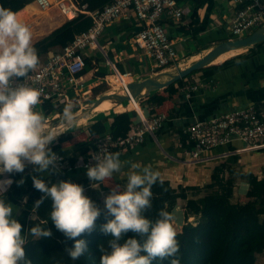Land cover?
<instances>
[{
	"label": "trees",
	"instance_id": "obj_1",
	"mask_svg": "<svg viewBox=\"0 0 264 264\" xmlns=\"http://www.w3.org/2000/svg\"><path fill=\"white\" fill-rule=\"evenodd\" d=\"M34 1L0 0V6L17 13L34 3ZM113 1L74 0L79 7L86 6V10L89 12L100 11ZM177 1L179 2L180 0ZM92 24L93 20L91 17L80 14L34 43L33 47H35L39 56L38 65L43 64L52 54L61 51L74 40L75 36L88 31ZM231 38L229 37L225 41ZM263 45L264 42L256 44L253 48H249L248 51L254 52ZM100 57L102 56L100 55ZM240 57L236 56L224 64H230ZM42 59L44 60L41 62ZM93 61L92 57L85 56V68L81 75L93 70ZM97 62L105 63V58L97 59ZM218 68L219 66L212 65L194 71L186 78H191L198 73L211 77L214 70ZM163 69L166 68L158 69L157 72ZM137 72H141V70ZM107 75V67L98 68L96 72L97 78H104ZM115 80H117V77L114 76L111 79L112 83ZM183 80L165 88L168 96H175L179 92V88L176 85L182 83ZM92 90L97 93L96 88H92ZM69 94L71 99L76 98L73 92ZM181 98L185 99L182 94ZM166 100L167 97L165 96H154L152 104L162 106ZM65 104L66 102H62L59 105L50 102L45 103L42 106V114L48 118L52 113L56 115L55 113L58 111L54 108ZM111 115L114 116L111 126L107 124L108 119H104L90 125L86 129L88 136L86 141L73 143L71 142L73 135L65 133L60 135L56 144L50 145L51 150L57 156L67 161L73 169H76L80 160L88 161L91 153L96 149L97 142L107 133H111L116 139L125 138L130 132L132 125L131 113H115L112 111ZM187 140L188 136H184V142ZM69 142L70 144H66ZM188 144V149L191 151L193 144ZM118 150H115V153ZM253 154L257 155V158L254 160L250 158L243 159L240 155L236 156V158L232 157L231 159L224 160L214 167L209 183L202 187L183 188L182 185L174 187L169 181L162 180V184L159 180L157 181L152 187V207L145 213V216L155 221L159 218L158 214L161 210H166L170 213L177 206L178 202L182 200L185 202L186 223L182 228V232L177 234L179 252L176 256L165 259L157 258L152 264H173L174 260L178 261V264L257 263L258 256L264 252V149L253 152ZM81 169L87 170L85 168ZM34 170V166L26 164L23 173H7L13 183L7 191L0 193V199H4L5 202L13 206L14 218L23 226L22 234L26 235L27 240L25 246L27 260L30 261V264H100L101 256L105 252L111 251L109 241L112 239L110 234L106 235L101 231V227L108 220L113 219V217L107 215L105 206H102L99 201L95 202L101 210V215L96 221L95 229L91 233H84L76 238V240L83 239L86 241L87 251L78 260H72L68 255L67 249L73 248L76 241L66 238L63 233L55 228L50 219L52 200L50 198L44 199L39 208L35 207L36 202L41 200L44 194L34 188V176L32 175ZM68 171V169H62L51 174L48 173L45 177H35L52 186L61 182L63 180L62 175ZM237 176L249 184V193L246 197H240V202L235 196ZM2 178L3 176H0V180ZM21 180H24L23 184L19 183ZM72 183L79 184L84 189H89L93 182L89 178H85L80 181L74 180ZM190 192L196 195L203 193V195L198 198L189 199ZM24 199H26L25 202ZM249 200L253 202L252 204H247L250 206V212L243 214L244 205L246 206ZM33 216H35V220H33ZM191 217L196 218V224L189 222ZM36 224L50 230L52 236L50 238L37 239L30 232L27 233ZM133 237H135V234L128 232L124 240ZM136 238L142 239L140 237ZM124 240H121L120 243L123 244Z\"/></svg>",
	"mask_w": 264,
	"mask_h": 264
},
{
	"label": "crops",
	"instance_id": "obj_2",
	"mask_svg": "<svg viewBox=\"0 0 264 264\" xmlns=\"http://www.w3.org/2000/svg\"><path fill=\"white\" fill-rule=\"evenodd\" d=\"M175 1L183 9V17L179 22L166 18L165 24L167 25L170 37L175 42L179 56L176 65L159 72L155 71L152 60L145 55L135 42V36L140 27L134 16L128 19L120 18L104 30L99 40L100 49L87 50L85 52L86 57L94 59L93 70L82 75V87H86L88 94H90V91L93 92L92 88H96L97 90L98 86L105 82V80L109 81L113 71L117 72L115 77L129 74L133 82L143 81L150 77L158 78L162 82L167 81L171 75L176 73L177 68L185 69L194 63L191 60H189L188 64L184 61L196 55H205L217 44L225 42V39L229 37L233 38L230 30L231 23L239 7L232 0ZM71 19L62 17L59 13H54L50 17H44L41 21L43 26H46L47 23V25H50L51 22H54L55 26L58 24L54 28L56 30ZM54 29L40 39L49 35ZM245 50L247 51L236 55L241 56L240 58H237L230 64L227 63L228 65L224 63L236 56L223 63L212 64L219 66V68L214 70L211 77L198 73L191 78H185L182 83L176 85L179 88V92L175 96H168L165 89H161L139 99L144 100L146 103L142 107L141 103L139 105L138 100L137 105L139 109L135 108L136 119L134 114L130 112L131 128L140 119L139 114L143 115L144 118H147L149 115L163 116L164 121L154 134H144L142 143L132 148L119 149L117 151L120 153V159L124 164L122 172L128 173L131 170V165L136 163L142 167L151 166L153 171H158L161 174L162 180L169 181L174 187H178L179 185H182L183 188L202 187L209 183L214 167L224 160L231 159L232 157L236 158V156L242 153L240 156L243 159H256L257 155H254L253 152H258L264 148L246 150L245 145H242L240 142H233L231 145L218 146L206 151L201 155L202 160L193 162L189 156V144L187 141L184 142V136H187L185 133L186 128L195 118L203 120L221 115L233 109L264 101V45L254 52L248 51L249 48ZM189 56L191 57L189 58ZM102 58H105V63L97 62V59ZM222 64L223 66H221ZM103 66L108 68V75L104 78H97L96 72L98 68ZM138 70H141V72H137ZM185 85H198L199 90L192 92L190 97L186 98L185 93L182 92V88ZM115 91L113 92L122 94L120 90H117L118 92ZM70 92L74 93L72 90ZM102 93L99 92V94L105 95ZM181 94L186 100L181 98ZM95 95L98 96L97 93ZM159 95L167 97L162 106L152 104L154 96ZM77 97L78 95L74 99H77ZM69 99L70 102L74 100L70 98V94ZM184 105L186 106L185 108ZM123 108L125 109V107ZM133 108L134 106L131 105L126 112L131 111ZM103 112H93L80 119L79 126L67 132L73 135L71 142L86 141L88 139L86 129L100 120L108 119L107 124L111 126L113 123V118L110 117L113 116L111 115L112 111L108 113ZM119 113H124V111L121 110ZM57 142L58 139L52 144H56ZM66 144H70V142ZM240 149H243V152H235ZM229 152L233 153L228 154ZM81 168L77 167L63 174L62 181L72 182L88 178L86 174L87 170ZM32 175L45 177L48 173H39L34 170ZM6 180H11L7 173L3 175L0 182ZM126 183V175L115 174L111 180L99 183L96 188L92 187L91 184L89 189H84V194L94 203L99 201L102 206H105V198L111 193L113 187L119 186L123 190ZM237 185L235 187L236 198L238 196L241 198L243 196L246 197L249 193V184L247 182L245 184L237 182ZM9 187L6 184L0 185V193L7 191ZM202 195L203 193L196 195L190 192L189 199L198 198ZM25 201L26 199H24ZM184 206L185 202L180 200L171 211V214L175 216L177 234L182 232V228L186 223ZM189 222L196 224V218L191 217ZM256 264H259L258 260Z\"/></svg>",
	"mask_w": 264,
	"mask_h": 264
},
{
	"label": "clouds",
	"instance_id": "obj_3",
	"mask_svg": "<svg viewBox=\"0 0 264 264\" xmlns=\"http://www.w3.org/2000/svg\"><path fill=\"white\" fill-rule=\"evenodd\" d=\"M38 64L39 56L32 45L31 30L18 19L17 13L0 6V176L23 173L26 164L34 166L39 173L58 171L56 162L59 157L50 145L60 135L79 126L74 102L65 104L59 124L52 127L49 118L36 111V106L42 102L41 91L16 83L19 78H27ZM94 159L96 164L88 167L86 173L94 182L92 187L111 180L115 174L127 176L124 189L113 187L104 201L107 215L113 219L102 225L101 231L110 234L112 239L109 241L111 251L101 256L100 264H152L157 258L176 256L179 242L175 216L166 210H161L155 221L145 216L152 207V187L158 180L163 183L161 174L153 171L151 166L142 167L136 163L125 174L120 153L107 149ZM12 183V180H6L0 185L10 186ZM19 183L23 184L24 180ZM33 184L44 194L35 207L39 208L44 199L52 200L50 219L66 238L76 241L67 252L72 260H78L87 251V243L76 238L95 229L101 210L84 194V188L79 184L61 181L49 186L35 176ZM22 228L14 218L13 206L0 199V264H30L26 258L27 240ZM29 232L37 239L52 236L50 230L39 224ZM128 232L134 233L135 237L124 240ZM121 240H124L123 244ZM173 264L178 261L174 260Z\"/></svg>",
	"mask_w": 264,
	"mask_h": 264
},
{
	"label": "built area",
	"instance_id": "obj_4",
	"mask_svg": "<svg viewBox=\"0 0 264 264\" xmlns=\"http://www.w3.org/2000/svg\"><path fill=\"white\" fill-rule=\"evenodd\" d=\"M232 2L239 9L231 23V40L247 37L264 27V0ZM34 4L40 11L58 9L67 19L84 14L93 20L88 31L75 36L61 51L38 65L27 78L16 81L17 84L23 83L41 91L42 102L36 106V111L41 114L45 103H69L70 90L79 95L83 84L81 74L85 68V52L100 49L99 40L104 30L120 18L134 16L140 27L135 42L152 60L155 70L173 67L179 59L175 42L165 24L166 18L179 22L183 17V9L175 0H114L96 12L87 11L86 6L79 7L74 0H35ZM198 90V85H185L182 88L186 98ZM139 116L140 119L134 123L125 138L115 139L111 133H107L97 142L88 161L80 160V166L76 167L88 169L95 165L94 156L100 155L104 149L115 153L117 149L132 148L142 143L144 134H154L164 121V117L159 115H149L147 118L140 114ZM185 133L188 136L187 142L193 144V149L189 151L190 160L193 162L202 160V153L218 146L231 145L233 142L245 145L246 150L264 148V101L203 120L195 118L187 126ZM235 152L241 153L243 149ZM230 153L233 152L228 154ZM58 157V170L73 169L67 161Z\"/></svg>",
	"mask_w": 264,
	"mask_h": 264
},
{
	"label": "water",
	"instance_id": "obj_5",
	"mask_svg": "<svg viewBox=\"0 0 264 264\" xmlns=\"http://www.w3.org/2000/svg\"><path fill=\"white\" fill-rule=\"evenodd\" d=\"M264 41V27L260 28L251 35L237 39L229 40L217 44L208 53L202 55L201 59L195 61L185 69H176V73L170 76L167 81H160L158 78L150 77L143 81L133 82L129 84L123 91L124 94L109 93L98 97L96 100L82 106L78 111V121L85 116L93 112H97V109L105 102L109 101L115 104H123L125 102H132L135 106H138V100L144 96L149 95L151 92L165 89L168 86L177 83L178 81L185 79L194 71L209 67L213 64V61L217 59L223 53L237 49H248L256 44ZM60 120L54 121L50 126L55 127L59 124Z\"/></svg>",
	"mask_w": 264,
	"mask_h": 264
},
{
	"label": "rangeland",
	"instance_id": "obj_6",
	"mask_svg": "<svg viewBox=\"0 0 264 264\" xmlns=\"http://www.w3.org/2000/svg\"><path fill=\"white\" fill-rule=\"evenodd\" d=\"M32 4H34V3H32ZM35 9V10H34ZM34 9H31L30 11H29V13L31 14V18L26 22V24L25 25H27L28 27H29V29L31 30V33H32V45L34 44V43H36L41 37H43L44 35H46L49 31H51L52 29H54L56 26H58V24H56V26H55V23L54 22H51V24L50 25H47L46 24V26H43V23H42V19L44 18V17H50V16H52L54 13H59L62 17H64L61 13H60V11L58 10V9H52V10H49V11H40L38 8H36V5H34ZM55 30V29H54ZM243 51H247V50H245V49H243L242 51H240L239 53H242ZM239 53H237L236 55H238ZM235 55V56H236ZM191 56H189V58H190ZM45 59V58H44ZM44 59H42L41 60V62L44 60ZM190 59H188V60H186V61H184L185 63H189L188 61H189ZM40 62V63H41ZM185 63H183V64H185ZM155 71H158V69H156ZM112 76H115V74H117V72H115V71H113L112 73ZM119 76V75H118ZM118 76H117V79H118ZM85 87V86H84ZM83 88V87H82ZM81 88V90L79 91V94L80 95H78V97H77V99H74V100H71V102H74L75 103V105H76V107H75V109H74V111H78L82 106H84V105H86V104H88V103H90V102H92V101H94V100H96V98L97 97H100V96H102L101 94H99L98 92H100V93H104V94H109V92H112V93H114L113 91L114 90H116L115 92H118L117 91V89L116 88H113L112 87V85L110 84V80L108 81V80H105V82H103L102 84H100V86H98V88H97V90H96V92H97V94H98V96H96L95 94L96 93H94V92H91L90 91V94H88V92H86V87L85 88H83L82 89ZM102 93V94H103ZM94 99V100H93ZM140 103H141V105H142V107L144 106V103H146L144 100H139V105H140ZM126 105V106H125ZM64 106L65 105H62V106H59L58 108H54V109H56L58 112L57 113H55L56 115H54L53 113L51 114V115H49V125L51 124V123H53L54 121H57V120H60V117H61V115H62V111H63V108H64ZM131 105L129 104V103H124V104H122L121 106H119L118 108H117V110H114V112L115 113H119L121 110L122 111H124V112H126V110L128 109V107H130ZM123 107H125V109L123 108ZM139 109V108H138ZM112 110L111 109H109V110H106V111H104L103 113H108V112H111ZM119 111V112H118ZM130 112H132L133 114H134V117H135V119H136V112H135V107L131 110V111H129L128 113H130ZM111 118H114V116H110ZM72 130V129H71ZM70 130V131H71ZM73 131H75V130H73ZM60 137V136H59ZM58 137V138H59ZM57 138V139H58ZM30 165V164H29ZM236 179H237V182L239 183V184H242V183H244L245 184V180L244 179H242L241 177H239V176H237L236 177ZM238 185L236 184V187H237ZM238 200H239V202H240V197L238 196ZM248 203H250V204H252L253 202H252V200H249V201H247V203H246V206L244 205V208H243V214H248L249 212H250V209H249V205H247ZM172 211V210H171ZM171 213V212H170ZM258 262H259V264H264V252H263V254H261V255H259L258 256Z\"/></svg>",
	"mask_w": 264,
	"mask_h": 264
},
{
	"label": "bare ground",
	"instance_id": "obj_7",
	"mask_svg": "<svg viewBox=\"0 0 264 264\" xmlns=\"http://www.w3.org/2000/svg\"><path fill=\"white\" fill-rule=\"evenodd\" d=\"M34 5L35 4H30L28 6H26L24 9H22L21 11L17 12V15H18V19L26 24V22L31 18V14L29 13V11L31 9H34ZM37 8V7H36ZM35 10V9H34ZM243 49H237V50H231L229 52H226V53H223L222 55H220L219 57H217V59H215L213 61V64H220V63H223L225 62L226 60L234 57L237 53H239L240 51H242ZM202 56H199V55H196V56H193L190 60L192 62H195L199 59H201ZM189 62V61H188ZM187 65V64H186ZM159 75V74H158ZM114 76H111L110 78V84L112 85L113 88H116L117 90H120L122 91V94H124V89L131 83H133V79L132 77L127 74V75H119L118 76V79L115 80L113 83L111 81V79L113 78ZM109 93H112V92H109ZM130 105L134 106L136 109L138 108V106H135L134 103L132 102H129ZM124 104V103H123ZM122 104H115V103H112V102H105L103 103L98 109H97V112H101V111H106V110H109V109H112V111H114L115 109H117L119 106H121ZM126 106V105H125ZM83 121V120H82ZM81 123V122H80Z\"/></svg>",
	"mask_w": 264,
	"mask_h": 264
}]
</instances>
